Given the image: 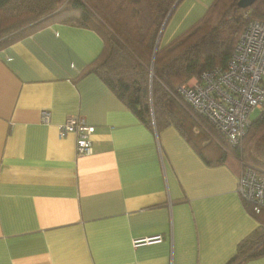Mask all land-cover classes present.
Listing matches in <instances>:
<instances>
[{
  "label": "crops",
  "instance_id": "obj_1",
  "mask_svg": "<svg viewBox=\"0 0 264 264\" xmlns=\"http://www.w3.org/2000/svg\"><path fill=\"white\" fill-rule=\"evenodd\" d=\"M211 1L181 0L158 44ZM102 45L56 22L0 48V264H225L258 226L239 168L205 163L174 126L148 128L83 73ZM67 116L94 126L91 153L59 135Z\"/></svg>",
  "mask_w": 264,
  "mask_h": 264
},
{
  "label": "trees",
  "instance_id": "obj_2",
  "mask_svg": "<svg viewBox=\"0 0 264 264\" xmlns=\"http://www.w3.org/2000/svg\"><path fill=\"white\" fill-rule=\"evenodd\" d=\"M237 1L212 0L194 23L159 45L164 21L181 0H0V48L56 22L89 28L103 45L83 73H95L141 123L156 131L174 126L209 165L234 163L239 174L249 166L264 176V108L232 144L178 91L190 78L224 68L247 22L264 20V0L245 8ZM243 202L258 226L225 264L264 255V209Z\"/></svg>",
  "mask_w": 264,
  "mask_h": 264
},
{
  "label": "built area",
  "instance_id": "obj_3",
  "mask_svg": "<svg viewBox=\"0 0 264 264\" xmlns=\"http://www.w3.org/2000/svg\"><path fill=\"white\" fill-rule=\"evenodd\" d=\"M178 91L227 141L236 144L247 131L250 112L264 108V20L247 22L224 68L206 70L180 85ZM48 117L43 111V121ZM58 129L60 136L74 134L77 155L92 152L93 125L67 116ZM237 192L256 212L264 209V176L253 168L247 166L241 171ZM158 240L159 236H153L134 240L133 244Z\"/></svg>",
  "mask_w": 264,
  "mask_h": 264
},
{
  "label": "water",
  "instance_id": "obj_4",
  "mask_svg": "<svg viewBox=\"0 0 264 264\" xmlns=\"http://www.w3.org/2000/svg\"><path fill=\"white\" fill-rule=\"evenodd\" d=\"M255 0H238L237 1V5L241 8H245L250 6ZM169 15L167 16L166 20L164 21V24L166 23L167 19H168ZM163 24V26H164ZM157 46V44H156Z\"/></svg>",
  "mask_w": 264,
  "mask_h": 264
},
{
  "label": "rangeland",
  "instance_id": "obj_5",
  "mask_svg": "<svg viewBox=\"0 0 264 264\" xmlns=\"http://www.w3.org/2000/svg\"><path fill=\"white\" fill-rule=\"evenodd\" d=\"M259 115V110L253 109L249 114V119L254 120ZM239 142V141H238Z\"/></svg>",
  "mask_w": 264,
  "mask_h": 264
}]
</instances>
